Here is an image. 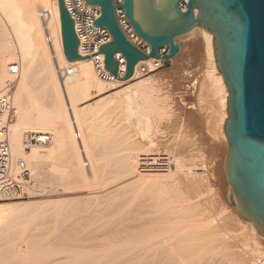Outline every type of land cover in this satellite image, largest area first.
Wrapping results in <instances>:
<instances>
[{"label":"bare ground","instance_id":"obj_1","mask_svg":"<svg viewBox=\"0 0 264 264\" xmlns=\"http://www.w3.org/2000/svg\"><path fill=\"white\" fill-rule=\"evenodd\" d=\"M40 7H51L53 9V15L50 20L49 28L50 33L53 36V49L56 59L53 58L52 48L44 40L43 30L37 14L38 8ZM186 36H190L191 38L192 36H195L197 38L196 41L194 40V43L200 44L202 55L201 58L203 59L204 63L201 71L199 70L200 74H197V76L200 75L198 79L199 85L197 86L199 88L196 89V99L199 104L198 106L205 110V115L203 117L206 120L207 129L212 133L218 132V134H220L222 138L226 140L224 131L221 130V125L227 117L226 98L228 93L222 75L216 67L212 45V34L205 28L194 27L186 34ZM181 49L182 46L180 44V50L170 59L171 62L175 61V59L180 54ZM15 55L17 56L15 57ZM16 61H18V64L20 65V70L17 80L18 83L16 84L14 92L16 119L14 118V122L12 121L9 126V140L12 153L16 157L23 158L29 164L30 161H33L30 159L38 160V157L40 156L49 157L52 154H55L53 152L58 151L57 148H60L61 151L65 150L61 147L66 149L68 147L67 150H69V148L72 150L73 146V148L77 150V153H74V155L81 163L80 166L77 165L79 162L77 163V160H75V157L73 154H71V152L75 149L72 151L69 150V154L71 155L72 159L75 160V164L80 167V170L74 169L72 171L75 172V170H77L76 174L78 175V179L83 176L85 179L89 177L88 179L90 180V183H88V181L87 183L88 185L92 184L93 186L96 182L102 180V177L105 178L107 174L109 175V178L107 179H113L111 184H109L110 182H106L107 187L104 185L105 188L103 189H92L89 191V194L102 193L103 195L105 192L103 197L107 195L112 198L113 195H115V197H117L116 195L120 196L121 192V196H123V194L125 195L126 192L128 193V191H130V186H134L136 188L151 187L150 189H152L154 195L156 196H153V200L156 203L154 204L152 201V205H156L153 206V208L158 207L155 208V210L158 211L159 207H166L165 209L163 208L165 211L162 210V208L158 211L161 212V214L164 213L166 215L164 216V214H160L164 217L160 216L158 220L150 219L146 221L142 219V217L145 219L149 218L141 216V221L144 220L146 223H150L152 220L153 223L154 220H156L153 225H155L157 222L156 224H166V227L164 226V228L161 229L163 227L161 225L162 227L158 226L160 228L158 229L157 227V230L153 227V229H150L151 234L147 231L148 229H144L148 232V234L145 233L146 235H143L142 238L139 237L140 239H138V236L137 238L135 237L136 232H134L135 236L133 237H135L136 240L138 239L139 242L140 240L144 241L143 238L147 237L145 242L138 246L134 245L136 240L134 241L132 239V242L134 241L132 244L130 243L131 241L128 240V238L132 236H129L128 233L130 231L132 232V230L128 232L126 231L129 230L127 227L125 230L123 227H121L123 230L119 229L118 232H127L128 237L125 236L126 232L124 233L125 238L127 237L124 239V243L126 240H128V244L121 242L123 241L121 239L124 238V236L122 235L123 233H119L123 237L121 239V236L118 238L117 235L116 237L121 240H119L121 244L118 243L115 245V247H109V245L106 243L105 245L107 246H105L106 248L104 250L107 251V247H109V251L105 252L103 250L104 252H101V255L103 254L104 256L99 257V254V258L96 256V259L94 256L95 254H92L93 256L91 257L94 258H89V254L91 255L93 252L80 253L82 252L80 251L77 253L78 250L70 249L69 243H66L70 239V235H64L63 233V231H66V229L63 230L64 227H67L66 233L69 232V224L64 223L66 226H63L64 224L61 223L62 221L66 222L65 219L60 221V224H63V228L61 226V228H58V226H56L55 229L53 228V231H57L56 233H58V231L60 232V229H62L60 235H57L53 232L56 234V236L49 234L47 235L48 237L45 236V239H43L44 235L50 233L51 231H46L42 228H39L40 230H38L37 227L39 225L36 223H34V226L31 225L30 223L33 221L35 222V220L30 222V220H26L28 217L24 218L25 220L19 218L21 215L27 212L33 213L36 211L34 212L35 215V213H37L40 208L59 202H66L64 198L45 197L41 199H29L24 201H0V229L3 226L2 229L6 230L7 228L3 224L7 223L8 221L13 222L16 221L15 219L25 221V224L18 221L19 223H22V226L21 224L16 223L21 226L20 229L17 228L19 230V234L16 232L15 235V232L11 230L13 233H11L8 238L10 239L12 234L17 237L14 238L13 235V237H11L13 240L10 239V244H8L9 247H6V245L3 248L4 250L1 249L3 252L0 251L1 255L4 253V251L7 254L6 250L9 248V254H7V257L6 254H4L6 260L1 256L0 258H3L6 262L8 261V255H10L9 259H11L9 262L12 263L9 264H65L64 262H66V264H85L89 262L92 264H95V262L96 264H122L123 262H128L130 264V262H140V260L142 262V259L144 260L145 257L147 258V260L145 258V261H147L148 264H264V247L261 246V243L264 242V237L258 234L253 224L239 217L236 212H229V210H227L228 207L225 206H221L218 212L214 215L205 213L208 209V206L205 200L199 197V188L201 186L209 187L210 185V179L208 176H206V174L209 172V167H207L208 164H196L194 159L185 158L179 151H177V149L172 147L171 149H167L166 145L165 150L156 149L154 147V139L156 137L154 134L156 135L157 131L160 132L159 130L161 128L159 129V123L161 127V120H164L167 116H169L170 110H168V108L170 107L169 101L172 95L163 91L161 92V89L155 85L156 81L154 80V77H152L154 74L142 79H137V66L142 61L150 64V58L138 61L136 63L134 74L128 80L124 82L117 80L109 82L105 81L99 78L94 72L90 58L81 57L75 60H68L64 56L57 0H0V89L7 76L4 71L6 69L4 65ZM66 64L73 65L75 72L72 76V80L69 83L62 85L57 73V68L58 66L62 67ZM32 65H37L39 67L38 72L45 78V83H42V85L44 94L48 96L50 100L49 109L38 104L34 96L32 83L29 81L31 77L30 71L32 72L33 67ZM187 76H189V74H187ZM196 82L194 80L193 83L190 82V85L193 86V84H196ZM192 88L193 87H191V89ZM108 89L114 90L110 94L104 95L103 93ZM92 94L100 96L95 99L94 102L84 104L81 107H78L77 104L74 103L78 95L82 100H87L90 96H92ZM110 107L113 108L110 109ZM108 108L110 109L108 111H112V109H118L120 116L119 114L116 115L121 117L122 121H125L120 125L124 126V124H126V127H130L136 136L139 135L142 139H146L145 142L143 143L142 141H139V144H141V142L142 144L136 145L137 141L135 144V141H133L134 138H132L133 133L131 132V134L129 132L127 134L126 129L122 128L123 126H117L112 121L111 122L113 125H115V128H111L112 124L109 122L111 119L108 121V124L106 121L108 119H104L105 114L102 113L105 109L107 113ZM113 113L110 115H108V113L107 115L111 116ZM116 115L113 117H116L117 119ZM101 117H103V119ZM112 120H115V118ZM29 128L35 129L36 131L45 130L46 132L50 131L53 133V139L51 137L52 141L50 140V145L46 146V149L45 147L43 148L47 150V152L41 150L43 147L41 145L26 143L22 130ZM123 129H125V133ZM115 130H117V132L119 130L120 133H115ZM77 134L79 138H77ZM113 134L118 135L117 137L119 138H116L117 140L115 139L114 146L112 145L113 142L111 139L115 137ZM186 135L187 134L185 133L178 134V138L181 139L178 141V143L180 142L181 144H186ZM152 137H154V139H152ZM110 139L111 143L109 141ZM118 140L119 143L117 144ZM99 142H101V145H104L103 149L105 148V151L102 149L104 154H101V150V153L99 150H94V148L96 149V145H98ZM109 143L111 145H109ZM105 144H108L109 146L106 145L105 147ZM171 144H173V142ZM157 145L159 146L158 141ZM170 146L172 145H169V148ZM99 147L101 146L99 145ZM99 147L97 146V149H99ZM92 151H96V154L94 153L93 155ZM53 155L52 157H54ZM85 160L87 165H85ZM110 160H114L112 165L108 163ZM38 162L39 161H37V163ZM140 164L144 165L146 168L140 169ZM88 165V170H84V166ZM73 166L76 168L75 165ZM78 170L82 174V176L80 175L81 177H79ZM70 172L71 170L69 171V174ZM33 173L31 176L36 181V185L38 187L41 188L43 183L45 185L51 183V178L48 177V180L44 178V181L41 180L43 182H39L41 185H38V179L36 180L34 176H37L36 174L39 173ZM50 173L52 174L51 176H54L53 172H49L48 174L50 175ZM64 174H67V171L66 173L64 171ZM73 175L75 174L73 173ZM59 176L62 177V175ZM63 177H65V175H63ZM84 178L83 180L85 181ZM83 180L81 178V181ZM83 184L86 186V181ZM130 188L132 189V187ZM228 188L229 187H227V190ZM150 189L148 188V190ZM107 192H111V194L109 193L108 195ZM115 192L116 194H113ZM117 192L119 194H117ZM102 195L99 196V198L102 197ZM128 196L126 197V201L128 200L129 202L130 198ZM115 197H113V199H115ZM123 198H125V196L121 197L120 200ZM156 198H160L162 202ZM113 199L112 205L115 206V200L118 199ZM132 199L133 196L131 200ZM124 200L125 199H123V201ZM145 200L146 198L144 197V201ZM126 201H124V204ZM133 203L134 202L131 204L135 206L136 201L134 204ZM161 203H164L163 206ZM109 204L111 205V202ZM121 204H123V202ZM144 204L146 206V203ZM119 205L120 204L117 206ZM139 206L142 208L141 205ZM130 207L134 208L132 206ZM124 208L125 207L123 205L122 211H124ZM138 208V212L137 214L135 213V216L139 215L138 213L140 211ZM119 209L121 210V208ZM146 209L148 210V208H145L144 210ZM140 210L142 211V209ZM148 212L149 211H147V213ZM171 214H175L177 217H170L172 216ZM34 215L32 214L31 217ZM129 217L131 218V216H128V218ZM28 219L32 218L29 216ZM68 220L69 219H67V221ZM127 220L128 219L126 217V221ZM144 221L143 225L145 223ZM151 224H148V227H151ZM14 225L12 224L11 226ZM135 226L134 228L137 229ZM15 227L17 226L15 225L14 228ZM112 230L110 232H112ZM43 231H46V233L44 234ZM136 231H138V229ZM115 232L117 233V231H113V233ZM61 233L63 234L62 236ZM134 233L132 232L129 234L134 235ZM112 234L109 237L112 238ZM58 239L60 241H58ZM32 240L35 242H31ZM55 240L58 241V243L61 242L59 244L61 247L56 246L57 242L55 244L53 243ZM129 244H131V246ZM134 246L136 251L133 250ZM66 247L68 248V251H70L68 254L70 257L68 255L65 256V254L68 252ZM65 250L67 252L64 254L63 252ZM71 253L75 254L72 255ZM71 255L74 256V258ZM65 259L66 261H64ZM68 259L69 261L67 263ZM4 261L1 262L0 260V264H5Z\"/></svg>","mask_w":264,"mask_h":264},{"label":"water","instance_id":"obj_2","mask_svg":"<svg viewBox=\"0 0 264 264\" xmlns=\"http://www.w3.org/2000/svg\"><path fill=\"white\" fill-rule=\"evenodd\" d=\"M58 1L63 54L79 59L73 20ZM123 0V8L135 32L149 44L146 54L128 41L114 15L113 0H86L100 7L95 25L106 26L111 40L99 51L105 68L115 73L114 52L126 61L123 79L135 64L158 58L161 45L168 47L162 58L169 61L180 50L178 39L194 27L212 34L216 67L227 89L223 131L227 141L223 170L229 185L228 198L236 213L264 237V0Z\"/></svg>","mask_w":264,"mask_h":264},{"label":"rangeland","instance_id":"obj_3","mask_svg":"<svg viewBox=\"0 0 264 264\" xmlns=\"http://www.w3.org/2000/svg\"><path fill=\"white\" fill-rule=\"evenodd\" d=\"M178 40H179V43L182 46V49L180 51V54L178 55V57L175 59L174 62H171V60L166 61L162 68L157 69L153 73H150L149 75H146L144 77H137V79H142V78H145L147 76H152L154 74L152 77H154V80L156 81L155 85L161 89V92L163 91L165 93H170V95H172L171 99L169 101V105H170V107H169L170 109L168 108V110H170L169 111V116H167L168 118L167 117L165 118L166 120L165 119L161 120V123L163 125L161 124V127H160V123H159V129L161 128L159 130L160 132L157 131L156 135L154 134V136H156L155 139H154V137H152V139H154L155 144H156V145L154 144V147L156 149H161V150H163V149L165 150L166 148L167 149H171V147H172V148L177 149V151H179L185 158L194 159V161H196V164H200V163L208 164L207 167H209V172L206 174V176H208V178L210 179V183H209L210 185H209V187H202L201 186L199 188V191H200L199 192V197L201 199L205 200V202H206V204L208 206L207 207L208 209H207V211L205 213H207L209 215H214V214H216L218 212V210H219V208L221 206L228 207L227 210H229V212H232V211L236 212L235 209H234V206L232 205V203L230 202V200L228 198L227 187H229V186H228V183L226 181V177H225V174H224V171H223V162H224L225 151H226V147H227V141L224 138H222V136L220 134H218V132L212 133V132H210V130L207 129L206 120L203 117L205 115V110L201 109L200 106H198L199 104H198V101L196 99V94H197V90L196 89L199 88L197 86L199 85V82H198L199 80L198 79L200 77V75L197 76V74H200V71H201V69L204 66L203 59L201 58L202 55H201V50H200V44L194 43V40L195 41L197 40V38L195 36H192V38H191L190 36H186L185 35V37L182 36ZM16 56L17 55H15V57ZM50 59H51V57H50ZM16 62H18V61H16ZM6 65L7 64L4 65L5 68H6ZM36 66L37 65L32 67V72L30 71L31 77H30L29 81H30V83H32V89H33L34 96H35L38 104H40V105L46 107L47 109H49L50 100H49V97L44 94L43 85H42V83H45L44 82L45 78H44V76L42 74H40L38 72V70H39L38 68L39 67L38 66L36 67ZM30 70H31V68H30ZM4 71L6 73V69ZM187 74H189V76H187ZM193 77L194 78L196 77V78L194 79ZM194 80H195V82L197 80L198 83L197 82H196V84L194 83L193 86L190 85L191 83L194 82ZM17 83H18V81H17ZM191 87H193V88L191 89ZM113 90L114 89H108L107 91H105L104 95L110 94ZM93 95L94 94H92V96ZM92 96H90L89 99ZM78 101H83L79 97V95L76 97V101L74 103L77 104ZM170 102H171V104H170ZM111 108H113V107H110V109ZM110 109L109 108L107 109V113L105 111L106 109L104 110V112H102L103 114H105L104 115V117H105L104 119H108V120H106L107 123H108V121L110 119L111 120L109 122L112 121L117 126L120 125L122 122L123 123L125 122V121L121 120V117H118V115H116V114L120 113V112H118V109L117 110L112 109V111H108ZM116 111H117V113H116ZM111 112L112 113L115 112V113H113V115H111L112 117L108 116V115L112 114ZM106 115H107V117H106ZM115 115L117 116V119H116V117H113ZM15 116H14V118L16 119ZM101 116H102V114H101ZM119 116H120V114H119ZM101 118L103 119V117H101ZM113 118H115V120H117V121L112 120ZM112 122L110 124L113 125ZM223 124H224V122H223ZM223 124L221 125L222 126L221 130H223ZM112 125H111V128H115V125H113V127H112ZM120 126L122 127L123 125H120ZM124 126L122 128L126 129L127 134L129 132L130 133L132 132V129L130 127L129 128L126 127L127 126L126 124H124ZM125 129H123L124 133L126 132ZM119 130H118V132H117V130H115L116 131L115 133H120ZM28 131H36V130L35 129H31V128L23 129L22 133L24 134V138H25V135H26V133ZM47 132L51 133V137L53 136L52 132H50V131H47ZM180 133L181 134H184V133L187 134L186 135V140L187 141H185L186 144H181L180 142L178 143V141L181 140L180 138H178V134H180ZM131 134H129V135H131ZM113 135H115V137H113L111 139H112V142H113L112 145L114 146L115 145L114 141H115L116 138H118L117 137L118 135H116V134H113ZM132 135H133L132 138H134L133 141H135V144H136V141H137L136 145H141L142 142L144 143L145 140H146V139H142L139 135L136 136L134 133ZM52 139H53V137H52ZM111 139L109 140L110 143H111ZM51 141L49 143H51ZM139 141H142L141 144H139L140 143ZM157 141H158L159 146L157 145ZM172 142H173V144H171ZM49 143H47L45 145H41V146H43L42 148L40 147L41 150H43L44 152H47V150H45V149L47 148L46 146L50 145ZM100 143L101 142H99V144L96 145V149L93 146L94 150H99V151L101 150L102 151L104 145L103 144L101 145ZM110 143H109V145H111ZM118 143H119V140L117 141V144ZM99 145L101 147H99ZM106 145H108V144H105V147H106ZM165 145H166V148H165ZM169 145H172V146H170V148H169ZM69 146H71V145H69ZM97 146L99 147V149H97ZM44 147H45V149H43ZM157 147H159V148H157ZM61 148L65 149V150L61 151L60 148H57L58 149V151H57V149L55 148L57 152H53V153H55L54 155L52 154L54 157H52V155L49 156V157L40 156L41 158L38 157V160L30 159V160H33V161L29 160L30 161L29 164L30 163L31 164L30 165L28 164L30 166V168H31V173L35 172L36 170L38 172L36 171L35 173H39V174H36L37 176H34V178L36 180L38 179V182H37L38 185H41V183H39V182H43L44 178L46 180L49 179L48 177L51 178V183H49L48 185H45L43 183V185L41 187V189H43V194L42 195H39V196H36V197H32V198H29V199H41V198H45V197H56V198L61 197V198H64V200H66V202H63V203L59 202V203H56V204H51V205H48L46 207L40 208L37 211V213H35V215H34V212H36V211H34L33 213L32 212H27V213L21 215V217H19L20 219L25 220L24 218H27V217L29 218V216H30V218H32V219H28L27 218L26 220H30V222H32V220H35V222L34 221L32 222L33 224L30 223L31 225L34 226V223H36V224L39 225L37 227L38 230H40L39 228H42L43 230L45 229L46 231H51L52 232V233L51 232L47 233L46 235H44L46 233V231H43L44 234L41 232L44 235V237H43L40 234L43 237V239H45V236L48 237L47 235H49V234H51L52 236L53 235L56 236V234L60 235V232L62 231V229H60L61 230L60 232L58 231V233H56L57 231L56 232H55V230L53 231V228L55 229L56 226H58V228H61V227L63 228V226H66V224L68 223L69 224V229H68L69 232L66 233L67 227H64L63 230L66 229V231L65 232L63 231V233H64V235L65 234L70 235V239H69L70 241L68 240V242H66V243H69L70 249L78 250L77 253H79L80 251H82L80 253H85V252L91 253V252H93V253H91V255L89 254L88 257L89 258H94V257H91V256H93L95 254L94 256L96 258V256L98 257L99 254H100L99 257L100 256H104L103 254L101 255V252L103 253L104 251L105 252L109 251V247H115V245L120 243L121 240H123L121 242L124 243V239H126L128 237L126 231L129 232L130 230H132L133 233L136 232V236H135V233H134V235L133 234H129V233H132L131 231L128 233V235L129 236L132 235L131 237L135 236L136 238L138 236V239H140V238L143 237V235L148 234V232H150V234H151V230L150 229L151 228L153 229V227L156 230H157V227L161 226V225L163 226V227L161 226L162 227L161 229H163L164 226L166 227V224H164V225L161 224V223L156 224L157 222L155 223V225H153L156 220H154V222L152 223L153 219H157L158 220L160 218V216L162 214H164V213L161 214V212H158L159 209L162 208V210H164L166 207L163 206L164 203H161L163 207H161V208L159 207L158 211L155 210V208H158V207L153 208V206H156V205H152L153 202H154V204H156V203L153 200L154 199L153 196H155V195H154V192L152 191V189H150L151 187L136 188L134 186H130V187H132V189L129 187L130 191H128V193L124 192L125 195L123 194V196H125V198H123V199H125L124 201H126V197L129 195L128 197L130 199L129 198H127V199H129L130 203L128 202V200L125 202V204L127 202L129 203V204L127 203L128 207H127V204L126 205L124 204L123 199L120 200V198L123 197V196H121L122 192H121L120 196L116 195L117 197H115V195H113V197H115V199L117 198L118 200L113 199V197L110 198L107 195H106L107 197L106 196L103 197V195H105L104 194L105 192L103 193V195H102V193L101 194H89V191L92 190V189L93 190H96V189L100 190V189L105 188L107 183L110 182L109 184H111L113 179H107V178H109V175L107 174L108 177H107V175H106V177L104 175L106 180H105V178L102 177V180H100L99 182H96L94 184L95 187L92 184L88 185V183H90V180L88 179L89 177L86 178V179L84 178V176L81 177L82 174L79 171L80 170L79 166L81 165L80 161H78L76 159L75 155L73 154V156L75 157V160H77L76 162L77 163L79 162V164H77L79 166H77L75 164V160H73L72 158L70 160V154H69L70 153V151H69L70 148H69V150H67L68 147H67V149L64 148V147H61ZM93 148H92V150H93ZM72 149H75V148H73V146H72ZM104 149H103V151H105ZM67 151H68V153H67ZM73 151H74V153H77L76 149L73 150ZM101 151H100V153H101ZM103 151H102L101 154H104ZM106 152L108 153L107 150H106ZM92 153L94 155V153L96 154V151L95 152L92 151ZM37 161H39V162L37 163ZM113 161L114 160H110V161H108V163L110 165H112ZM32 162H33V164H32ZM206 164H204V165H206ZM69 165L73 169H71ZM73 165H75L76 168ZM39 166L42 167V168H40ZM88 168H89V165L88 166H84V170H88ZM74 169H79L78 170L79 177H81L82 180H83V178L85 179L86 184H87V185L85 184L86 186H84V184H83L85 182L84 180L81 181V178L78 179V177H77L78 175L76 174L77 170H75V172H72ZM70 170H71L72 173L70 172V174H69ZM41 171H43V172H41ZM64 171H65V173L67 171V174H64ZM49 172H53L54 176H51L52 175L51 173L49 175L48 174ZM35 173H33V174H35ZM60 173H62V174H60ZM73 173L75 175H73ZM59 175H62V177H63V175H65V177L62 178ZM58 176L61 177V178L58 179L59 178ZM86 176H88V175H86ZM39 177H40V180H39ZM111 177H113V176H111ZM41 180H43V181H41ZM87 181H88V183H87ZM109 184H108V186H109ZM92 186H93V188H92ZM148 188L150 190H148ZM118 192H117V194H119ZM131 192H133L134 195ZM107 193H108V195H109V193L111 194V192H107ZM113 194H116V192L113 193ZM101 195H102V197L99 198V196H101ZM130 195H131V197H130ZM132 196H133V199L131 200ZM118 197H120V198H118ZM144 197L146 198L145 201H144ZM29 199H24V200H29ZM112 199L116 201L115 202V206L112 205L113 204L112 203L113 202ZM156 199L160 200V198H156ZM24 200H19V201H24ZM16 201H18V200H16ZM121 201L123 202V204H121L122 203ZM131 201L134 202V203L136 201V203H135L136 205L135 206L132 205ZM110 202H111V205L109 204ZM142 202H143L144 206L142 205ZM160 202H162V201L160 200ZM144 203H146V206H148V207H146ZM149 203L151 204L152 208H151ZM118 204H120V205L117 206ZM137 204H138V206H137ZM123 205L125 207L124 211H122ZM139 205H141L142 208H140ZM130 206H132L134 208H131ZM116 207L121 208V210L119 208H116ZM135 207H137V208L139 207L138 210L140 212L138 214L140 216L139 215L135 216V213L137 214V212H138L137 208H135ZM127 208H129V209H127ZM145 208H148V210L146 209L147 211H149V212L152 211V212L151 213L148 212L149 213L148 214L147 211L144 210ZM140 209H142V211ZM125 210H127V211H125ZM135 210H136V212H135ZM128 211H130V212H128ZM143 211H144V213H143ZM32 214L34 216L31 217ZM175 214H177V213H175ZM148 215H151V216H148ZM165 215L166 214H164V216ZM174 215H172L170 217H177L176 215L175 216ZM124 216L127 217V219L129 220V221L127 220L128 222L126 221V217H124ZM128 216H131V218L130 217L128 218ZM134 216H135V218L133 219ZM141 216H145V217L149 218V219H145L144 217H142V219H144L145 221L146 220H150V219H152V220H151V222L149 221L150 223H146L143 220L145 222L144 225H143V221H141L142 220ZM164 216H161V217H164ZM33 217H34V219H33ZM68 217H70V218H68ZM121 217L122 218L124 217L125 219L123 218L124 219L123 220ZM20 219H18V220L15 219L16 221L12 220L13 222L8 221L7 222L8 225H7V223L3 224L4 226H6V228H7V229L5 228L6 230H3L2 229L3 226L1 225L2 226V228H1L2 229V233H1V229H0V246L1 245H3V246L0 247V251H2L1 249H3L4 246H6V245H7L6 247H9L8 244H10V239H12L11 237H13V235H14V234H12V236L9 239L8 237H9V235H11V233L15 232V235H16V232H17L19 234V230L18 229H20L21 226H22V223L25 222L23 220L20 221ZM64 219H65L66 222L62 221ZM67 219H69V220L67 221ZM18 221L22 222V223H19ZM60 221H62L61 223H63V224L66 223V224H64V225L60 224ZM130 222H132V223H130ZM141 222H142V224H141ZM14 223L17 226L15 228H14V226H15ZM16 223L21 224V226H19ZM10 224L11 225L13 224L14 226H11ZM132 224L134 226L136 224L135 227H137L138 231H136L137 229L134 228V226ZM148 224L149 225L151 224L152 226L148 227ZM119 225H122V226H119ZM124 225H126V226H124ZM139 225H140V228H139ZM8 227L9 228L12 227V228L9 229ZM121 227H123L124 230L127 227V229H129V230L119 231L118 232L119 229L123 230ZM58 228H56V229H58ZM131 228H134V229H131ZM159 228L160 227H158V229ZM144 229H146V230L148 229L147 230L148 232L146 230H144ZM11 230H13V232H11ZM16 230H18V231H16ZM111 230H112V232H110ZM6 231H8V232H6ZM113 231H117L118 234L116 232H115L116 234L113 233ZM141 231H142L143 234L141 233ZM53 232L56 233V234H54ZM137 232H139L140 235ZM110 233L111 234L113 233L112 234V238L109 237L111 235ZM119 233H121V234L123 233L122 234L123 236H124V233H125V236H127V237L125 238V236H124V238H122L123 236L121 234H119ZM15 235H14V238L17 237ZM62 235L63 234L61 233V236ZM117 235H118V238L121 236L120 239L121 238L122 239L121 240L118 239L116 237ZM66 237H67V235H66ZM113 237H115V238H113ZM131 237H129L130 239L128 238V240H130L131 241L130 243L132 244L136 240V238L135 237L131 238ZM146 238L144 237L143 238L144 241L140 240V242L137 239L138 241L136 240V242L138 244L136 242H134L135 243L134 245L138 246V245L143 244L145 242ZM43 239H39V240H43ZM67 239H68V237H67ZM132 239L134 240L133 242H132ZM128 240H126L127 242L125 241L124 244H128L129 243ZM33 241L34 240H32L31 242H33ZM58 241H60V240L58 239ZM58 241L55 240L53 243L55 244L57 242L56 246H59V244L61 242L58 243ZM141 241H142V243H141ZM36 243H37V240H36ZM106 243L109 245V247H107V251L104 250L106 248L105 246H107V245H105ZM40 244H42V243H40ZM131 244H129V245L131 246ZM135 246H134L133 250H135ZM261 246L264 247V242L261 243ZM59 247H61V246H59ZM8 250H9V248H7V250H6L7 254H9ZM66 250L68 251V248ZM66 250L63 252L64 254H65V252H67ZM73 251L76 252L75 250H73ZM69 253H70V251H68L67 254H65V256L68 255ZM88 253H86V254H88ZM4 254H6L5 251H4V253H2V255L0 253V256L5 259L7 257V254H6V257H5ZM64 254H62V255H64ZM73 254H75V253H73ZM9 256L10 255H8V259H7L8 261H6V262L4 261L3 258H0L1 262L4 261L5 264L12 263V262H9L10 259H11V258L9 259ZM113 256H115V255H113ZM72 257L74 258V256H72ZM107 258H110V257H107ZM114 258H116V257H114ZM145 258H144V260L142 259V262L140 260V262L139 261L138 262H134V263L130 262V264H148V262L145 261ZM66 259L64 261H66ZM146 260H147V258H146ZM68 261H69V259L67 260V263H68ZM64 263L66 264V262H64ZM1 264H4V263H1ZM85 264H92V263L89 262V263H85ZM95 264H96V262H95ZM106 264H111V263H106ZM122 264H129V263L128 262H123Z\"/></svg>","mask_w":264,"mask_h":264},{"label":"built area","instance_id":"obj_4","mask_svg":"<svg viewBox=\"0 0 264 264\" xmlns=\"http://www.w3.org/2000/svg\"><path fill=\"white\" fill-rule=\"evenodd\" d=\"M188 0H180L179 8L185 10ZM58 2V1H57ZM64 6L73 20V27L78 38L77 52L82 57L90 58L96 75L105 81H121L126 72V61L120 51L114 52L116 61L115 73L105 68L104 54L99 48L111 40V35L106 26L95 25L94 21L100 16V7L89 4L86 0H63ZM123 0H113L116 22L125 38L144 53H149V44L141 38L130 25L123 8L117 7V3ZM59 11V9H58ZM38 18L44 34L45 42L52 48L53 58L56 59L53 49V36L50 33V20L53 15L51 7H40ZM158 58L149 57L151 63L142 61L137 66V77H144L164 66L167 61L162 55L168 52L166 45H161L156 50ZM141 61V60H139ZM20 65L18 62H10L6 65V78L0 89V201L24 200L43 194V190L36 185L32 178L31 168L23 158L15 157L12 153L9 140V126L15 116L14 92L19 77ZM75 70L73 65L66 64L57 68L62 85L69 83ZM77 138L78 134H77ZM51 140V134L46 131H28L25 141L28 144L45 145ZM143 162V161H142ZM85 165L87 162L85 160ZM146 167L140 164V169ZM148 168V167H147Z\"/></svg>","mask_w":264,"mask_h":264},{"label":"crops","instance_id":"obj_5","mask_svg":"<svg viewBox=\"0 0 264 264\" xmlns=\"http://www.w3.org/2000/svg\"><path fill=\"white\" fill-rule=\"evenodd\" d=\"M103 94H105V92H104ZM99 96H100V95H93V96H92L90 99H88V100L78 101V102H77V106H78V107H81V106L84 105V104L94 102V100L97 99ZM91 99H92V100H91ZM72 150H73V149H72ZM72 150L70 149V151H72ZM71 154H74V152L72 151ZM71 158H72V157H71V155H70V160H71Z\"/></svg>","mask_w":264,"mask_h":264}]
</instances>
